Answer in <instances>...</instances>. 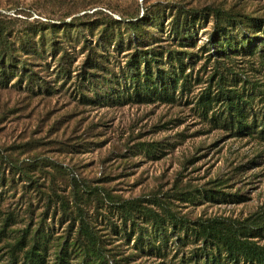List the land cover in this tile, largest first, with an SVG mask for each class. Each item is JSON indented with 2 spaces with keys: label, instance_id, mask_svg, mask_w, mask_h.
<instances>
[{
  "label": "rangeland",
  "instance_id": "374dc122",
  "mask_svg": "<svg viewBox=\"0 0 264 264\" xmlns=\"http://www.w3.org/2000/svg\"><path fill=\"white\" fill-rule=\"evenodd\" d=\"M209 8L264 17V0H0V46L24 62L0 87V264L9 263L17 241L23 246L14 264L32 245L46 264H204V252L216 259L218 250L196 235L198 219L264 227V140L224 124L220 103L204 104L218 86L235 88L264 114V38L253 52L237 46L218 53ZM139 18L143 45L164 62L170 52L179 56L172 63L186 76L180 96L165 103L115 93L80 102L74 75L106 27L115 38L97 50L98 73L114 90L125 85L120 68L138 30L124 21ZM176 21L189 25L181 39ZM52 30L62 41L59 54L29 50ZM64 50L73 78L60 87L54 80ZM22 74L54 92L37 91L26 77L15 84ZM162 203L186 225H171ZM80 219L94 244L79 236ZM257 231L248 238L264 246V228Z\"/></svg>",
  "mask_w": 264,
  "mask_h": 264
},
{
  "label": "trees",
  "instance_id": "16d2710c",
  "mask_svg": "<svg viewBox=\"0 0 264 264\" xmlns=\"http://www.w3.org/2000/svg\"><path fill=\"white\" fill-rule=\"evenodd\" d=\"M209 10L214 19V33L210 44L216 46L217 50H219L218 53H225L226 50L237 46H240L243 50L248 49L253 52L254 48L258 46V41L263 40L264 37H260L258 34H264V17L238 15L219 8H209ZM141 19L124 21L128 29L138 31L132 36V42L130 40V43L127 45L128 49L133 50L128 53L124 66L120 68L121 78H124L126 81L121 90H114L112 86L106 85L107 81L111 79L109 77H102L103 79H101V75L98 73L101 70L100 68H103V65L102 60L98 58L100 54L97 53V50L108 46L106 44L109 43L106 42H110V37L114 41L115 33H113V30L107 29V27L101 29V34L97 38V41H95V45L90 44L88 46L85 62L74 75L76 85L74 92L79 95L78 100L80 102L84 104L96 103L99 98L115 93H117L115 97H119V99L136 97L145 102L161 101L165 103H173L180 96L181 87L178 86V83L181 78L184 82L186 76L183 75V69L180 66L176 67L172 63L173 58H179V56L170 52L168 54L173 57H171V60L164 62L161 60L160 52L157 57L153 47L143 45L144 39L141 37L139 31L142 28V23H138ZM186 25L184 23L182 25L179 21H176L173 24L175 29L174 35L180 39L183 38L189 27V25L188 27ZM63 27L65 29L67 27L78 29L76 28L77 25L71 26L67 23H64ZM53 32L52 30L49 38L43 37L39 40V43L38 41L34 42L29 50L34 54H38V45H40V52L49 49L51 56L59 54L63 50L61 47H58L62 41L57 40ZM70 40L72 39H67L65 43L70 42ZM76 42H79V39ZM85 42H87V39L83 40V43ZM115 44L113 47H116V50L119 51L121 45L116 42ZM21 51L24 52V49L21 48ZM70 62L71 56L64 50L59 55L58 73L54 80L57 83L61 82L60 87L73 78V70L68 66ZM18 67H22L24 70V62L20 61L13 54L10 55L6 45L0 46V87L7 86L10 78L15 76ZM26 70L30 71V69ZM33 74L20 75L15 84L19 85L26 77L28 86L30 84L31 86L35 85L37 91L54 92L55 89L48 86L45 80H37V77H34ZM29 89L32 92L34 91L33 87H29ZM261 96H263L261 101H263L264 105L263 91H261ZM250 99L249 95L244 97L235 88L227 89L218 86L216 95L213 98L209 97L204 101V104L206 105V109H210L212 101L220 103L222 108L217 118L221 117L224 124L235 127L236 133L240 135L256 133L260 139L264 140V114H258L255 111ZM82 189L89 190L86 188ZM131 205L127 206V208ZM160 207L166 213V218L171 225L176 226L177 222H181L182 226L186 225L184 221L187 220L178 217L167 205L162 203ZM155 222H158L157 219H155ZM196 224L197 228L193 229L196 235L203 239L205 245L210 244L218 250L216 259L205 251L204 264H215L216 262L217 264H221L218 263L220 262V258H223L225 262L228 261L229 264H264V246L258 245L255 241L248 238L250 236H257V230L264 228L262 225L256 228L253 227V229L251 227L250 229L247 227L235 228L216 217L198 219ZM78 232L79 236L84 238L87 244L95 243V235L92 234L87 227V223L82 219L79 221ZM22 246V241H17L9 249L10 261L8 264H14V252L17 249H21ZM24 259L22 264H46L45 256L37 245H32L24 250Z\"/></svg>",
  "mask_w": 264,
  "mask_h": 264
}]
</instances>
